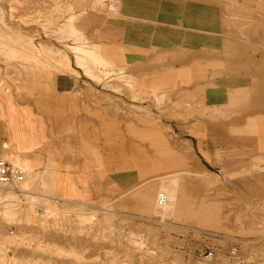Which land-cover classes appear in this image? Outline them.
Returning <instances> with one entry per match:
<instances>
[{"label": "rangeland", "instance_id": "374dc122", "mask_svg": "<svg viewBox=\"0 0 264 264\" xmlns=\"http://www.w3.org/2000/svg\"><path fill=\"white\" fill-rule=\"evenodd\" d=\"M209 3L215 6L220 3L227 11L226 34L222 30L216 34L228 46L161 51L153 54L148 67L126 66L125 69L100 58V48L92 41L94 35L91 38L87 35L98 33L100 21L119 16L121 0H0L3 19H0V33H6L1 37L4 41L27 47L33 41L43 50V55L48 53L53 59L71 62L69 70L78 80V119L85 121L86 132L92 135V139L90 136L87 139L100 144L97 162L88 156L85 162L81 158L82 171L88 178L91 175L86 197L79 198L81 203L27 194L24 182L14 190L0 189V264H264V170L256 167L263 162L257 140L252 133L242 130L238 145H244L242 137H245L253 147L239 150L242 162L235 166L234 173L222 172L217 176L202 164L194 149L187 147L192 144L181 132L186 123L197 117L222 123H230V119L249 125L255 116L253 113L245 116L252 108L243 110L241 115L233 103L216 106L212 97L224 85L234 93L241 76L252 68L264 66V46L258 43L264 40V29L251 24L264 23V0H209ZM112 6L114 10H110ZM72 59L78 68L72 66ZM198 62L208 67L212 83L225 77L228 81L220 86L208 85L201 79L190 85L188 88L203 102L197 104L196 112L175 106L181 96L179 92L172 93L173 101L160 103L133 95V77L129 73L152 76L170 68L169 65ZM5 63V57L0 54V66L4 67ZM15 70L14 63L10 62L1 72L11 90L17 80ZM198 84L219 89L209 92V87L198 92ZM26 91L20 89L14 95L19 97ZM154 98L159 99L157 95ZM193 103H197L196 99ZM215 108L222 109L224 115ZM101 111L103 119L97 115ZM142 117L162 125L171 151L192 152L187 159V168L192 172L187 178L184 174L171 175L168 187L178 196L186 182L185 198L191 208L216 206L226 230L174 219V201L160 209L156 198L153 213L142 207L135 197L139 189H133L155 173L143 178L133 171L128 176L132 170L119 168L123 158L140 153L137 148L155 159L148 141L135 136L129 128L133 125L137 131L148 132L149 124ZM110 119L114 120L112 130L116 136L111 142L104 135V126ZM102 163L107 164L108 170L102 186L95 185L98 179L94 170ZM13 164L28 168L26 181L32 170L29 163ZM128 178L130 181L125 182ZM200 185L203 188L198 193L196 189ZM98 188H102L100 193ZM39 190L49 191V186ZM241 225L245 230L239 232ZM210 252L211 259L207 256Z\"/></svg>", "mask_w": 264, "mask_h": 264}, {"label": "crops", "instance_id": "0c3cea01", "mask_svg": "<svg viewBox=\"0 0 264 264\" xmlns=\"http://www.w3.org/2000/svg\"><path fill=\"white\" fill-rule=\"evenodd\" d=\"M226 12L222 4L215 6L210 4L209 0H121L119 16L107 17L105 22L100 21L96 30L98 33L87 35L90 38L94 35L95 39L92 41L100 48L98 56L103 60L117 68L126 69V66L142 68L148 67L153 54L161 51L173 52L179 49L191 51L198 50L199 47L228 46L227 41L216 34L221 30L223 35L226 34ZM251 24L258 28L260 25V28L264 29L261 26L264 25L262 22ZM5 34L0 33V54L5 57L6 62L4 67L0 66V157L10 158L13 163L27 162L32 167L25 182V193L81 203L79 198L86 197L87 184H90L91 178V175L88 178L86 172L82 171L81 158L85 162L88 156L90 160L94 159L97 162L100 144L87 139L89 136L92 139V135L87 134V127L83 123L85 121L78 119L80 111V103L76 96L78 80L68 67L58 64V58L53 59L48 53L43 55V50L33 41L28 43V47L14 42L6 45L3 42ZM258 43L264 46V40ZM229 45H232L230 40ZM10 62L14 63L17 76L13 90L1 76L2 70L7 68ZM210 65L214 66L213 63ZM72 66L78 68L73 59ZM169 67L152 76L146 74L138 76L128 72L133 77V95L145 97V100L153 98L160 103L163 100L173 101L172 93L179 92L181 96L175 106L196 112L197 104L202 105L203 102L188 88L190 85L201 79L206 80L208 85L214 83L220 86L228 81L225 77L223 82L217 80L212 83L208 78V67L200 62L188 65L176 63ZM209 87L212 89H208L209 92H217L219 89ZM209 87L198 84L196 91ZM20 89L28 91L15 97V92H19ZM155 95L159 99H155ZM193 99H196V104L193 103ZM212 100L216 106L221 104L225 107L232 103L237 105L241 115L243 110L248 111L247 109L252 108L253 111L245 113V116L249 113L255 116L249 125L237 124L230 119H228L230 123L210 121L206 117L191 119L181 131L192 144L187 147L194 149L210 173L217 176L222 172L234 173L235 166L242 162L239 150L253 147L245 141V137H242L244 145H238L239 133L243 130L252 133L257 140L259 148L257 150L263 162L256 167L264 170V66L252 68L244 77L241 76L234 93L228 91L224 85L214 94ZM215 111L224 115L222 109L215 108ZM97 115L101 119L104 118L103 111L97 112ZM142 119L149 124L148 132L137 131L133 125L129 128L135 136L148 141L156 154L155 159L144 149L137 148L141 156L135 153L132 157L123 158L119 168L132 170L128 171V176H132L133 171L143 178L155 173L153 177L143 180L141 185L133 189H139L135 197L145 210L153 213L159 194L171 190L168 187L171 182L168 178L171 175L182 174L187 178L192 172L187 168V159L192 152L188 149L181 152L171 151L162 125L144 117ZM113 121L110 119L104 126L106 130L104 135L110 142L116 138L112 130ZM230 124L231 128L228 127ZM165 169L171 170L159 173ZM107 170L108 166L105 163L95 168V176L98 179L95 185L99 183L102 186V179ZM44 186H49V191L39 190ZM202 188L201 185L197 186L196 192L201 193ZM101 189L98 188V193L102 191ZM186 189L187 183L184 182L178 196L176 194L173 218L226 230L216 206L191 208L185 198ZM239 227L241 228L239 232L245 230L243 225Z\"/></svg>", "mask_w": 264, "mask_h": 264}, {"label": "built area", "instance_id": "2783aa9c", "mask_svg": "<svg viewBox=\"0 0 264 264\" xmlns=\"http://www.w3.org/2000/svg\"><path fill=\"white\" fill-rule=\"evenodd\" d=\"M27 177V169L23 166L13 164L9 160L0 157V189H8L11 187L17 188ZM167 201V195L160 193V204ZM210 259L213 258L212 252L207 255Z\"/></svg>", "mask_w": 264, "mask_h": 264}, {"label": "bare ground", "instance_id": "6f19581e", "mask_svg": "<svg viewBox=\"0 0 264 264\" xmlns=\"http://www.w3.org/2000/svg\"><path fill=\"white\" fill-rule=\"evenodd\" d=\"M98 6V5H97ZM110 10H114V7L112 6V9H110ZM16 36H19V35H16ZM15 36V37H16ZM12 37V36H11ZM37 38V37H36ZM81 38V37H80ZM6 45L7 44H9V42L8 41H3ZM13 42V41H12ZM15 43V42H14ZM77 48V47H76ZM16 49V48H15ZM22 49V48H21ZM78 49V48H77ZM18 50V49H17ZM25 50V49H24ZM24 52V51H23ZM27 53V52H26ZM97 56V55H96ZM66 57V56H65ZM57 62H58V64L60 63V64H63V65H65L66 67H68L69 69H70V67H71V62H70V60H69V62L70 63H65L64 62V60L61 58V59H59V60H57ZM24 183L26 182L25 180L23 181ZM22 182V183H23ZM21 183V184H22ZM20 184V185H21ZM19 185V186H20ZM18 186V187H19ZM17 187V188H18ZM8 189H12V190H14L15 189V187H11V188H8ZM161 193H165L166 195H167V201L165 202V203H162V204H160V202H159V197H158V201H157V203H158V208H160V209H164L165 207H167V206H170L171 204H172V202L173 201H175V198H176V194H175V190H165V191H162ZM160 195V194H159ZM174 203V202H173Z\"/></svg>", "mask_w": 264, "mask_h": 264}]
</instances>
